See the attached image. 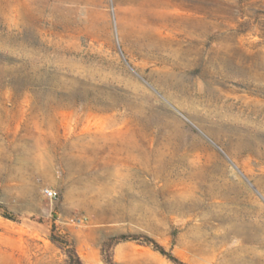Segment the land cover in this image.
<instances>
[{
  "label": "rangeland",
  "instance_id": "1",
  "mask_svg": "<svg viewBox=\"0 0 264 264\" xmlns=\"http://www.w3.org/2000/svg\"><path fill=\"white\" fill-rule=\"evenodd\" d=\"M162 1L0 0V264H264V0Z\"/></svg>",
  "mask_w": 264,
  "mask_h": 264
},
{
  "label": "built area",
  "instance_id": "2",
  "mask_svg": "<svg viewBox=\"0 0 264 264\" xmlns=\"http://www.w3.org/2000/svg\"><path fill=\"white\" fill-rule=\"evenodd\" d=\"M43 193L48 198H53L55 196V194H56L55 191H53V190H51L49 188L43 189Z\"/></svg>",
  "mask_w": 264,
  "mask_h": 264
},
{
  "label": "bare ground",
  "instance_id": "3",
  "mask_svg": "<svg viewBox=\"0 0 264 264\" xmlns=\"http://www.w3.org/2000/svg\"><path fill=\"white\" fill-rule=\"evenodd\" d=\"M162 3H169V2H168V0H163ZM155 5H156V3H149V6L153 7Z\"/></svg>",
  "mask_w": 264,
  "mask_h": 264
},
{
  "label": "trees",
  "instance_id": "4",
  "mask_svg": "<svg viewBox=\"0 0 264 264\" xmlns=\"http://www.w3.org/2000/svg\"><path fill=\"white\" fill-rule=\"evenodd\" d=\"M157 246V250L161 253V254H165V252H164V250L159 246L158 247V245H156Z\"/></svg>",
  "mask_w": 264,
  "mask_h": 264
}]
</instances>
